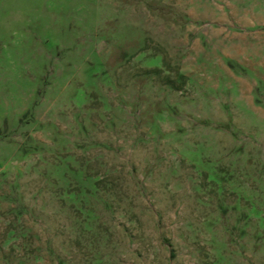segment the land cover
<instances>
[{"label":"rangeland","instance_id":"1","mask_svg":"<svg viewBox=\"0 0 264 264\" xmlns=\"http://www.w3.org/2000/svg\"><path fill=\"white\" fill-rule=\"evenodd\" d=\"M0 264H264V0H0Z\"/></svg>","mask_w":264,"mask_h":264}]
</instances>
